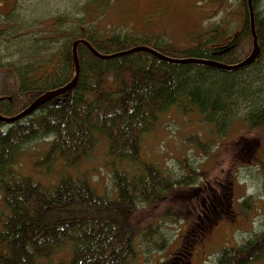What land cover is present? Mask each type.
Masks as SVG:
<instances>
[{
  "label": "trees",
  "instance_id": "1",
  "mask_svg": "<svg viewBox=\"0 0 264 264\" xmlns=\"http://www.w3.org/2000/svg\"><path fill=\"white\" fill-rule=\"evenodd\" d=\"M240 2V31L215 48L225 38L223 26L194 34L192 48L183 49L157 39L135 40L127 32L99 35L84 25L53 54L59 57L55 71H45L38 83L28 84V71L11 72L15 83L0 97V114L15 117L47 92L69 84L75 75L72 48L79 40L88 41L105 56L146 46L172 59L237 65L253 50L248 2ZM252 3L260 54L248 66L230 71L197 63L177 64L146 52L103 60L80 45L81 72L72 91L25 118L11 124L0 122V264H136L143 244L165 250L168 242L159 222L141 223L138 204L149 209L166 203L174 190L193 186L199 174L185 161L184 174L175 179L145 161L143 139L173 110L183 115L198 112L222 137L242 108L250 130L264 128V107L260 106L264 103V0ZM18 4L19 0H0V17L9 23ZM64 37L58 32L57 40ZM100 138L108 144L114 199L100 194L88 174L79 171ZM37 140L48 141V147L27 153L26 146ZM25 163L37 174L48 179L55 175V179L45 183L21 174L19 166ZM125 164L137 169H118ZM232 196L229 187L219 209L229 219L237 213ZM240 208L250 213L254 208L251 197L243 199ZM169 217L164 213L158 218ZM199 230L198 240H203L210 227ZM216 264H264V231L237 247L224 248Z\"/></svg>",
  "mask_w": 264,
  "mask_h": 264
},
{
  "label": "rangeland",
  "instance_id": "2",
  "mask_svg": "<svg viewBox=\"0 0 264 264\" xmlns=\"http://www.w3.org/2000/svg\"><path fill=\"white\" fill-rule=\"evenodd\" d=\"M18 5L9 23L0 17V97L14 86L12 71H28L29 85L38 83L45 71L54 72L59 57L53 54L84 25L92 26L99 35L127 32L135 40L157 39L183 49L192 48L194 34L223 26L225 38L215 48L238 34L243 12L240 0H19ZM58 32L65 37L57 40ZM246 114L242 108L222 137L198 112L183 115L173 110L145 136V161L175 179L184 174L186 161L199 176L193 186L174 190L166 203L149 209L138 204L140 222H159L168 243L162 252L143 244L136 264H216L224 248L237 247L264 231V128L250 130ZM48 143L37 140L26 146V152L44 151ZM118 169L134 172L137 168L125 164ZM19 171L45 183L55 179V175L48 179L37 174L28 163L19 166ZM79 171L88 174L100 194L116 197L105 139H99ZM229 187L237 211L230 219L219 214ZM247 197L254 204L248 214L238 209ZM2 209L0 201V212ZM164 213L170 217L158 218ZM203 227H210L209 235L198 240Z\"/></svg>",
  "mask_w": 264,
  "mask_h": 264
},
{
  "label": "water",
  "instance_id": "3",
  "mask_svg": "<svg viewBox=\"0 0 264 264\" xmlns=\"http://www.w3.org/2000/svg\"><path fill=\"white\" fill-rule=\"evenodd\" d=\"M247 2H248L249 14H250L251 34L253 37V50H252L251 55L246 60H244L243 62H241L237 65L227 66V65L215 62V61L204 60V59H195V58H189V59H184V60L172 59V58H168V57L162 55L161 53L157 52L156 50L149 48V47H146V46H136V47H134L130 50L124 51V52L105 56V55H102L101 53H99L96 49H94L88 41L79 40L73 44V48H72L74 68H75V75H74L73 80L64 87H61L57 90L47 92L45 95H43L42 97L37 99L27 109H25L23 112L16 115L15 117L7 118V117H4L0 114V122L6 123V124H11L15 121H18L22 118H25V117L29 116L30 114L34 113L44 103L52 100L55 97H58L59 95H62L68 91H72L77 85L79 74L81 72L80 62H79V58H78V48L80 45L86 46L92 54H94L95 56H97L98 58L103 59V60L118 58V57L130 55V54L138 53V52H146V53H150V54L156 56L160 60H163L166 62H171V63H177V64L178 63H180V64L197 63V64L208 65V66L215 67L218 69L230 70V71L248 66L251 63H253L257 59V57L259 56L260 47L258 44L257 34H256V29H255V17H254L253 3H252V0H247Z\"/></svg>",
  "mask_w": 264,
  "mask_h": 264
}]
</instances>
